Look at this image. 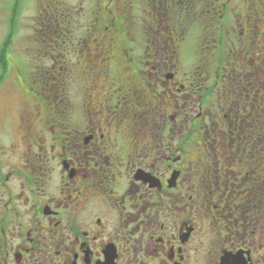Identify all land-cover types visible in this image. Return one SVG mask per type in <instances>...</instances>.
Returning <instances> with one entry per match:
<instances>
[{
  "label": "flooded vegetation",
  "instance_id": "flooded-vegetation-1",
  "mask_svg": "<svg viewBox=\"0 0 264 264\" xmlns=\"http://www.w3.org/2000/svg\"><path fill=\"white\" fill-rule=\"evenodd\" d=\"M55 3L0 130V264H264V0H97L72 43Z\"/></svg>",
  "mask_w": 264,
  "mask_h": 264
},
{
  "label": "rangeland",
  "instance_id": "rangeland-1",
  "mask_svg": "<svg viewBox=\"0 0 264 264\" xmlns=\"http://www.w3.org/2000/svg\"><path fill=\"white\" fill-rule=\"evenodd\" d=\"M15 2L16 0H0V45L8 34L9 22L12 16L11 9L15 6ZM54 2H56L55 4L59 3V7L64 8V11L69 14L67 20L65 19L64 26L69 27L73 35H68L64 38L67 43L76 41L78 37H84L87 28L94 22L92 11L97 7V0H21L17 4V33L12 43V49L7 55V76L0 84V130L4 126L9 129L14 128L17 123L18 108L27 107L30 104V97L26 93V87L21 86L16 77L19 73L28 77L29 75L34 76L37 74L35 71L43 68L40 66L42 64L41 61L46 59V55L43 53L45 52L43 46H48L47 44L44 45L46 41L39 39L42 37L41 34L36 33L35 37L34 34L36 28H45L47 26L43 25L44 22L42 20L46 16V9L49 10L48 6L51 3L54 4ZM129 2L134 7L139 6V3ZM81 6L84 10H80ZM134 10L137 13L141 12V8L135 7ZM45 24H47V21H45ZM80 32L82 33L78 35ZM134 37L136 42H144L141 34L134 35ZM47 39L49 40V35H47ZM189 43L194 47L195 42L192 39L189 40ZM191 49L189 48L188 50ZM74 51L69 52L70 59L75 58L77 60V55H73L76 54L77 50ZM70 59L68 65H74L75 60ZM48 66L50 67V65ZM186 67L187 69L192 68L189 64ZM77 74V72L74 73V75ZM74 87H76V84H74Z\"/></svg>",
  "mask_w": 264,
  "mask_h": 264
},
{
  "label": "trees",
  "instance_id": "trees-1",
  "mask_svg": "<svg viewBox=\"0 0 264 264\" xmlns=\"http://www.w3.org/2000/svg\"><path fill=\"white\" fill-rule=\"evenodd\" d=\"M20 1L21 0H16L15 6L11 9L12 16L9 22L8 34L5 36V38L3 39L0 45V84L3 82L4 78L7 76V71H8L7 55H8V52L12 49V43L14 41L15 34L17 33V29H16L17 10H18L17 4L20 3ZM64 24H65V21H64Z\"/></svg>",
  "mask_w": 264,
  "mask_h": 264
}]
</instances>
